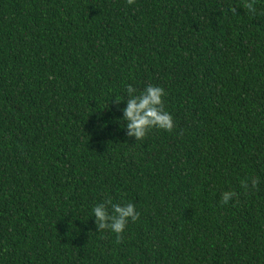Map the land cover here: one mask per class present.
Wrapping results in <instances>:
<instances>
[{
	"label": "trees",
	"instance_id": "trees-1",
	"mask_svg": "<svg viewBox=\"0 0 264 264\" xmlns=\"http://www.w3.org/2000/svg\"><path fill=\"white\" fill-rule=\"evenodd\" d=\"M244 2L0 0V264H264V0ZM129 84L165 89L171 132L126 134ZM107 198L140 213L120 240Z\"/></svg>",
	"mask_w": 264,
	"mask_h": 264
},
{
	"label": "clouds",
	"instance_id": "clouds-1",
	"mask_svg": "<svg viewBox=\"0 0 264 264\" xmlns=\"http://www.w3.org/2000/svg\"><path fill=\"white\" fill-rule=\"evenodd\" d=\"M128 5H133L135 0H126ZM256 0H245L242 7L248 13L255 14ZM230 10L237 14V9L231 6ZM127 102L123 108L122 120L126 121V134L135 137L136 140H143L153 128L163 129L171 132L175 127L172 115L165 110L163 97L166 95L165 89L160 86L148 84L137 94V89L131 84L127 85ZM122 99H116L119 103ZM260 181L258 177H247L241 181L244 189H256ZM237 197L234 191H224L221 193V202L228 204L230 200ZM111 209V211H109ZM95 216V223L99 231L111 230L117 234L120 240L129 218L132 222L139 219L140 213L136 210L133 203L120 204L114 203L111 198L97 203L92 208Z\"/></svg>",
	"mask_w": 264,
	"mask_h": 264
}]
</instances>
